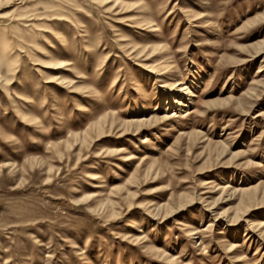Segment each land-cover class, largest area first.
Wrapping results in <instances>:
<instances>
[{
  "label": "rangeland",
  "instance_id": "1",
  "mask_svg": "<svg viewBox=\"0 0 264 264\" xmlns=\"http://www.w3.org/2000/svg\"><path fill=\"white\" fill-rule=\"evenodd\" d=\"M0 264H264V0H0Z\"/></svg>",
  "mask_w": 264,
  "mask_h": 264
},
{
  "label": "bare ground",
  "instance_id": "2",
  "mask_svg": "<svg viewBox=\"0 0 264 264\" xmlns=\"http://www.w3.org/2000/svg\"><path fill=\"white\" fill-rule=\"evenodd\" d=\"M145 51V49L143 48L142 49V51L140 52V53H143ZM160 55V53H159V49H157V48H154V49H152L151 51H148L147 53H146V56L148 57L146 60H148V61H150L151 63H154V64H156V62L158 61V60H160V58L159 57H157V56H159ZM161 57V56H160ZM54 67H52L54 70H58L59 68L58 67H60L61 66V64H57V65H53ZM155 66H157V65H155ZM56 67V68H55ZM157 69H158V67H156ZM157 72H158V70H157ZM5 82L7 81H9L8 79L6 80H4ZM60 81L63 83L64 82V80L63 79H60ZM59 83V82H58ZM179 84H181L180 82H178L177 84H175V86H178ZM181 86V85H180ZM174 88V87H173ZM179 93H181L182 92V94L184 93L183 91H187V89L186 88H184V87H180L178 90H177ZM187 94V93H186ZM184 95H185V93H184ZM169 97V98H168ZM179 98V97H178ZM171 100L172 102H169L168 104H169V106L170 105H174V103L175 104H177L178 106H181L182 104V102L181 101H178V102H176V100H175V98H174V96L172 95V94H170V95H168L167 96V100ZM175 100V101H174ZM182 107H184L183 105H182ZM150 119V118H149ZM141 121H145V120H141ZM140 121V122H141ZM145 124V123H144ZM143 125V124H142ZM211 224V223H210ZM255 225V224H254ZM250 227H252L251 228V231L253 232V231H255L253 228V226H250ZM257 231V230H256ZM260 235V234H259ZM262 236V235H261ZM258 238H260V236H258ZM233 250V248L231 247L230 249H229V252H231Z\"/></svg>",
  "mask_w": 264,
  "mask_h": 264
}]
</instances>
